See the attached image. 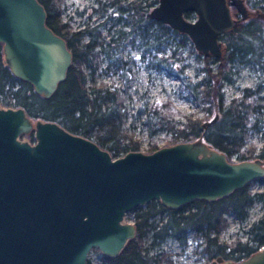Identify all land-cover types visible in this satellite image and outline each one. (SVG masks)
Wrapping results in <instances>:
<instances>
[{"label":"water","instance_id":"1","mask_svg":"<svg viewBox=\"0 0 264 264\" xmlns=\"http://www.w3.org/2000/svg\"><path fill=\"white\" fill-rule=\"evenodd\" d=\"M230 4L240 19L247 16L241 0H157L147 16L186 34L198 53L219 57V36L236 21ZM44 19L37 0H0L5 64L48 97L71 53ZM28 132L33 141L22 138ZM263 175V160H227L201 137L112 157L54 121L0 107V264H85L91 248L115 256L135 234L133 221L124 220L132 208L214 200ZM209 264H264V244L238 261L217 256Z\"/></svg>","mask_w":264,"mask_h":264},{"label":"trees","instance_id":"2","mask_svg":"<svg viewBox=\"0 0 264 264\" xmlns=\"http://www.w3.org/2000/svg\"><path fill=\"white\" fill-rule=\"evenodd\" d=\"M37 1L44 9L45 24L64 39L71 53L70 64L50 96L43 97L35 93L28 82L10 72L0 45V105L21 107L33 119L54 121L67 131L92 140L112 157L138 150L137 140L125 138L123 133L124 111L119 92L125 84L124 69L117 88L95 83L93 76L98 65L93 60L97 55L119 64L118 53L128 37L133 41L132 33L135 30L140 38L136 43L141 51L140 56H147L151 64L164 68L168 74H174L184 82L201 112L199 118L182 120L181 113L166 100L146 105V90H143L136 113L143 112L146 122L153 123L157 130L166 135V144L201 137L211 147L221 151L227 160L257 157L264 161V127L259 113L264 105L258 96L264 79L252 88H240L228 98L221 89L224 83L231 81L235 72L228 63L256 65L264 69V0H243L251 13L219 36V57L202 55L191 49L192 81L187 79L185 73L173 69L175 63L184 60L178 51L187 45L192 46L189 38L147 16L148 6L154 5L157 0H151L147 5L123 0H94L96 7L92 10L100 17L106 7L110 9L104 17L110 21L106 27V37L101 38L95 30L103 22L91 28L82 26L71 29L66 21L60 20L59 5L62 0ZM230 11L235 15L233 8ZM163 46L168 47L167 51L162 49ZM211 118L214 120L210 121ZM204 121L209 122L200 128ZM252 130H260L263 134L262 144L258 147L252 143L244 144ZM22 136L33 141L32 132ZM155 148L150 145L147 152ZM256 180L264 181V175ZM252 201L258 202L263 212L246 228V238L231 241V246L220 241L219 232L226 224L223 213L230 211L242 219L246 214L245 206ZM132 221L134 236L125 242L115 256L103 255V264H159L168 261L162 251L148 254L149 248L166 238L184 244L187 232L199 239L196 243L200 247L197 253L202 254L206 261L217 256L223 260L238 261L264 244V190L250 193L243 185L220 198L192 199L176 208H166L159 201L151 200L134 211ZM145 235L149 236L150 241L147 247L142 248L140 241Z\"/></svg>","mask_w":264,"mask_h":264},{"label":"rangeland","instance_id":"3","mask_svg":"<svg viewBox=\"0 0 264 264\" xmlns=\"http://www.w3.org/2000/svg\"><path fill=\"white\" fill-rule=\"evenodd\" d=\"M103 1L108 2L110 0ZM119 1L121 2V0ZM123 1L138 2L142 5H147L151 0ZM94 7H96V2L94 0H62L59 5L60 20L66 21L71 29H77L82 26L91 28L96 23L103 22L95 32L98 33L99 38H101V36L106 37L105 31L110 21H106L104 17L109 14L110 9L106 7L104 14L100 17L96 11L92 10ZM150 7L151 6H148V9ZM194 16L193 13L189 12L185 18L192 20ZM111 19H113V16L110 20ZM115 26L117 27L118 24L116 23ZM137 33L138 32L135 30L132 33L134 36L133 41H131L129 37L124 41L123 48L118 53V57L120 58L119 64L107 61L98 54L96 60H93V63H98L93 76L95 78V83L101 82L117 88L122 79V69H124L123 75L125 77V84L123 89L119 92L122 98V108L124 111L123 133L125 138L137 140L138 150L147 152V148L150 145L159 147L167 144L166 135L157 130L153 123L146 122L143 112L136 113V109L141 102L140 95L143 90H146V105L151 102L166 100L181 113L180 119L182 120H194L199 118L201 112L199 110V105L184 82L174 74H168L164 68L151 64L147 56H140V48L136 45V43L140 41ZM162 49L167 51L168 47L163 46ZM191 49H194L193 46L190 47V45H187L178 51L184 60L181 63H175L173 69L175 72L185 73L187 79L192 81L194 70ZM183 65L185 67L180 68V66ZM227 65L235 72L231 81L224 83L221 87L225 98L233 96L242 87L252 88L264 79V69H261L259 66L230 65L229 63ZM85 71L87 70L85 69ZM258 96L260 97V103L264 105V86L259 91ZM0 107L7 106L0 105ZM259 113L264 127V108H261ZM22 138L28 140L26 136H22ZM262 140L263 134L261 131L252 130L245 138L244 144L252 143L255 147H258L262 144ZM245 185L246 190L250 193L264 190V181L253 179L248 181ZM138 207H143V205L136 206L127 211L124 220L132 221L133 213ZM245 212L246 214L242 219L235 217L230 211L223 213L226 224L219 232L218 239L220 241L230 244L231 246V241L235 239L244 240L246 238V228L252 221L260 217L263 212V207L260 206L258 202L252 201L245 206ZM149 241V236L145 235L141 238V247H147ZM198 242L199 239H195L192 234L187 232L184 244L177 243L171 238H166L158 242L157 245L151 246L148 254H151V251H162L165 253L169 260L161 261L159 264H209L214 258L206 261L202 254H198L197 251L200 249V247L196 245ZM102 256L103 255L98 249L91 248L85 259V264H103Z\"/></svg>","mask_w":264,"mask_h":264},{"label":"flooded vegetation","instance_id":"4","mask_svg":"<svg viewBox=\"0 0 264 264\" xmlns=\"http://www.w3.org/2000/svg\"><path fill=\"white\" fill-rule=\"evenodd\" d=\"M242 1V3H243V5L245 6V8H246V11H247V16L244 18V19H246V18H248L249 17V15H250V13H251V10L245 5V3H244V1L243 0H241ZM153 6V5H152ZM151 6V7H152ZM228 6V10H229V14H230V16L233 18V19H235L236 21L233 23V25L235 24V23H237L238 21H240V20H243V19H240V15H239V13L237 12V10L235 9V7L233 6V5H227ZM150 7V8H151ZM149 8V9H150ZM231 8H233L234 10H235V15H233L232 13H231V11H230V9ZM187 13H189V12H186V13H184L183 14V16L185 17V15L187 14ZM190 13H192V12H190ZM195 17V16H194ZM191 234V233H190Z\"/></svg>","mask_w":264,"mask_h":264}]
</instances>
